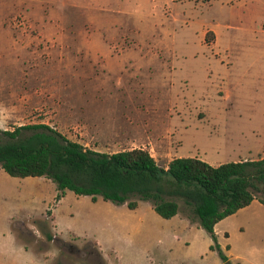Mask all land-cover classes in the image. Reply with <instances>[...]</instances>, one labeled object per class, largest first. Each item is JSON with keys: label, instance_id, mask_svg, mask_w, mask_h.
<instances>
[{"label": "rangeland", "instance_id": "obj_1", "mask_svg": "<svg viewBox=\"0 0 264 264\" xmlns=\"http://www.w3.org/2000/svg\"><path fill=\"white\" fill-rule=\"evenodd\" d=\"M33 123L107 153H152L146 140L168 131L184 156L261 158L264 0H0V129ZM57 194L0 168V264H224L202 228L111 233L116 204ZM256 211L257 229L218 232L231 264H264Z\"/></svg>", "mask_w": 264, "mask_h": 264}, {"label": "trees", "instance_id": "obj_2", "mask_svg": "<svg viewBox=\"0 0 264 264\" xmlns=\"http://www.w3.org/2000/svg\"><path fill=\"white\" fill-rule=\"evenodd\" d=\"M0 168L14 177L44 176L56 185L57 200L70 190L129 209L139 200L149 201L162 218L177 214L180 200L210 234L215 242L210 248L218 250L224 264L231 263L216 243L215 224L253 199L264 205V157L214 166L181 156L165 169L143 147L96 151L43 123L0 129Z\"/></svg>", "mask_w": 264, "mask_h": 264}, {"label": "crops", "instance_id": "obj_3", "mask_svg": "<svg viewBox=\"0 0 264 264\" xmlns=\"http://www.w3.org/2000/svg\"><path fill=\"white\" fill-rule=\"evenodd\" d=\"M214 33L217 36L219 32L218 30H216L214 31ZM146 141L151 146L150 150L153 151L150 154L153 157L158 156V158L161 161H163V165L160 166L164 167L165 169L167 168L168 162L172 158L184 156L178 154L176 149L177 145L176 146L173 145L174 142L172 141V137L169 135L168 131H163L161 136H158L156 140L148 139ZM155 157L154 159L156 160ZM190 157H197L214 166L222 163V162L219 163L212 162L207 158L201 156H190ZM262 157H264V155ZM238 160H246V158H239L232 161H238ZM35 177H44V176H35ZM89 198L91 199L90 196ZM99 199L101 198H98L97 200ZM260 206H264V205L261 202H259L257 199H253L248 206L239 209L234 214H231L223 218L219 222H217L214 226V233L216 239H218V232H222L224 236L227 237V227L232 222L239 223L240 226L245 225L257 229L260 223L259 220L260 218L258 216L260 215L256 211V208H260ZM106 208H108L112 216L111 217L112 221L109 226H113L114 228H111L112 229L111 233L117 232L118 234H120V231H123V233H126L127 236L134 233L137 235H141V237L146 240L157 238L158 242H160L161 239L166 240L168 242L174 240L175 238H178L180 234H183L185 231L189 232L190 230H199L201 228L198 222L191 221L186 215L180 212H178L177 214H175L170 218H162L155 212L149 201L139 200L137 206L134 209H129L125 203L116 204L113 207L107 206ZM218 226H221V228L218 229ZM72 234L77 237H81L78 233H72ZM95 243L97 244L98 247L99 246L101 247L98 240H96ZM230 258L232 259V257ZM230 258L228 257L229 261L233 263ZM150 264H152V262H150Z\"/></svg>", "mask_w": 264, "mask_h": 264}]
</instances>
